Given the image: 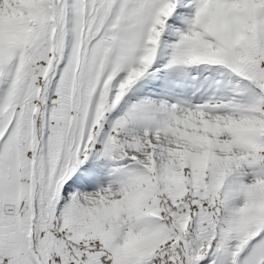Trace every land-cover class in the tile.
Returning <instances> with one entry per match:
<instances>
[{
  "label": "snow or ice",
  "instance_id": "6c2138e0",
  "mask_svg": "<svg viewBox=\"0 0 264 264\" xmlns=\"http://www.w3.org/2000/svg\"><path fill=\"white\" fill-rule=\"evenodd\" d=\"M0 264H264V0H0Z\"/></svg>",
  "mask_w": 264,
  "mask_h": 264
}]
</instances>
